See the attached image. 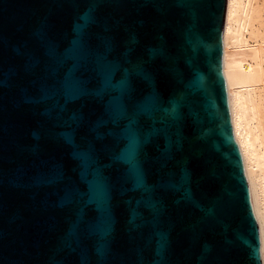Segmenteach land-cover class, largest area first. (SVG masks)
Returning a JSON list of instances; mask_svg holds the SVG:
<instances>
[{
    "label": "water",
    "instance_id": "obj_1",
    "mask_svg": "<svg viewBox=\"0 0 264 264\" xmlns=\"http://www.w3.org/2000/svg\"><path fill=\"white\" fill-rule=\"evenodd\" d=\"M226 11L0 0V264H264Z\"/></svg>",
    "mask_w": 264,
    "mask_h": 264
},
{
    "label": "bare ground",
    "instance_id": "obj_2",
    "mask_svg": "<svg viewBox=\"0 0 264 264\" xmlns=\"http://www.w3.org/2000/svg\"><path fill=\"white\" fill-rule=\"evenodd\" d=\"M222 36L235 141L264 251V0H227Z\"/></svg>",
    "mask_w": 264,
    "mask_h": 264
}]
</instances>
